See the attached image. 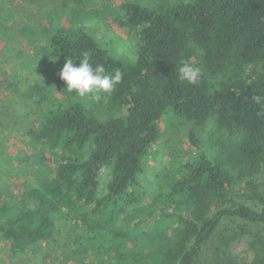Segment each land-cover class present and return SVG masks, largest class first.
<instances>
[{
  "label": "trees",
  "instance_id": "obj_1",
  "mask_svg": "<svg viewBox=\"0 0 264 264\" xmlns=\"http://www.w3.org/2000/svg\"><path fill=\"white\" fill-rule=\"evenodd\" d=\"M117 10L121 24L137 33L132 55L111 54L81 29L50 36L45 54L51 64L62 63L54 80L60 94H72L59 76L66 60L78 66L85 52L93 66L103 64L109 74L120 70L123 79L107 97V115L72 101L34 120L31 138L55 158L52 167L43 164L45 176L32 186L35 209L0 210V240L12 252L48 240L55 225L51 212L60 211L89 232L107 231L104 251L116 256V264H198L224 221L264 226L258 180L264 172V105L253 100L264 97V0L164 6L123 0ZM194 59L202 76L191 85L179 79L178 69ZM214 75L220 77L213 81ZM168 111L188 127L190 147L186 157L172 159L165 188L144 201V158ZM236 194L258 206L236 202ZM156 218L168 226L152 224ZM246 227L236 235L246 233L255 248L252 264H264V237ZM230 242L220 235L212 243L215 264H240Z\"/></svg>",
  "mask_w": 264,
  "mask_h": 264
},
{
  "label": "rangeland",
  "instance_id": "obj_2",
  "mask_svg": "<svg viewBox=\"0 0 264 264\" xmlns=\"http://www.w3.org/2000/svg\"><path fill=\"white\" fill-rule=\"evenodd\" d=\"M148 5H174L186 0H139ZM123 0H0V210L35 209L32 186L38 184L43 164L52 167L53 156L41 142L29 134L36 118L45 111L56 110L66 102L81 101L85 108L99 116L107 115L108 98L93 102L74 95H62L55 90L54 80L62 63L51 64L46 56L50 36L56 31L81 29L94 36L108 51L117 56L135 53L138 38L134 29L121 24L123 14L117 10ZM46 53V54H45ZM197 59L193 66L198 65ZM199 67V66H197ZM251 67V66H248ZM220 76L214 75L213 81ZM53 80V82H52ZM103 95V94H102ZM168 111L160 125L162 133L144 158V173L140 177L144 201L165 188L172 159L184 158L189 150L188 127ZM33 123V124H32ZM205 132L207 128L203 129ZM201 130L200 137L206 133ZM43 156L46 158L42 162ZM264 186V172L258 175ZM241 184L237 186L240 188ZM241 192V188L238 190ZM236 202L246 201L241 194ZM53 236L24 251L12 252L0 240V264H116V256L104 251L109 245V233L87 231L79 221L63 212H51ZM151 223V221H150ZM158 227H167V220H152ZM264 237V226L256 223L224 221L204 246L198 264H215L213 242L218 236H230L229 250L240 264H252L257 255L239 226ZM96 235L94 238L93 235ZM101 255V256H100ZM102 257V258H100ZM106 260V261H105Z\"/></svg>",
  "mask_w": 264,
  "mask_h": 264
},
{
  "label": "clouds",
  "instance_id": "obj_3",
  "mask_svg": "<svg viewBox=\"0 0 264 264\" xmlns=\"http://www.w3.org/2000/svg\"><path fill=\"white\" fill-rule=\"evenodd\" d=\"M90 56L91 53L85 52L78 66L72 59H67L59 76L65 82L69 93H73L74 90V95L80 98L100 102L115 91L123 79V74L120 70H115L111 74L106 73L103 64L93 66ZM178 71L179 79L191 85L198 84L202 76L201 70L188 61L182 62ZM253 100L258 105H264V97L260 95L254 96Z\"/></svg>",
  "mask_w": 264,
  "mask_h": 264
}]
</instances>
